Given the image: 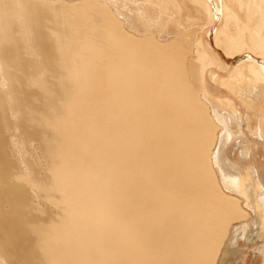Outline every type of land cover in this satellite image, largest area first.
Returning a JSON list of instances; mask_svg holds the SVG:
<instances>
[{
    "label": "bare ground",
    "instance_id": "1",
    "mask_svg": "<svg viewBox=\"0 0 264 264\" xmlns=\"http://www.w3.org/2000/svg\"><path fill=\"white\" fill-rule=\"evenodd\" d=\"M152 2L0 0V264H264V0Z\"/></svg>",
    "mask_w": 264,
    "mask_h": 264
},
{
    "label": "rangeland",
    "instance_id": "2",
    "mask_svg": "<svg viewBox=\"0 0 264 264\" xmlns=\"http://www.w3.org/2000/svg\"><path fill=\"white\" fill-rule=\"evenodd\" d=\"M138 2H140V0H137ZM153 2H152V4H154L157 0H152ZM155 1V2H154ZM155 4H157V3H155ZM126 5H127V3H126ZM118 7H120L119 5H118ZM153 7L155 8L156 6L155 5H151V7H149V6H147V9H150V10H152V11H150V10H147L148 12H150V16H152V13L154 14V12H155V10H156V8H155V10L153 9ZM125 9H123L122 7H120L119 9H121L120 11H122V9H123V14L125 13L126 14V18H127V13L129 14V15H132V17H133V13L132 12H129V11H126L127 10V7H124ZM125 10V11H124ZM122 14V15H123ZM149 14V13H148ZM147 14V15H148ZM122 18V17H121ZM123 19V18H122ZM133 20V21H132ZM132 20H131V22H135L134 24L135 25H137L138 27H139V29H143V27H144V24H145V28H144V30H147L148 29V27H149V25H148V22H147V20L143 23V22H139V21H137L136 20V18H132ZM125 21V24L127 25V20H124ZM140 24H142V25H140ZM147 24V25H146ZM198 24H199V26H198ZM197 24V26L198 27H196V28H191L190 29V31L192 32V35H193V37L194 36H197V38H200L201 36L202 37H204L205 36V31L203 30V28L201 29L200 27H201V24H203V22L201 23H198ZM142 27V28H140V26ZM40 27V26H39ZM155 27V25L154 26H152V28L150 27L149 28V30H153V28ZM171 27V26H170ZM169 24H168V26L167 27H165V29L166 30H168L169 31ZM207 27V25H205V28ZM182 27H180V29H181ZM198 28H200V29H198ZM125 29H127V26H125ZM156 29H158L159 30V28H156L155 27V31L157 32L158 30H156ZM179 30V29H178ZM177 30V31H178ZM165 30H161V31H159V33L160 34H158L157 35V33H155V37L156 38H158L159 40H164V38L165 39H169V38H171V36H167V33H166V31L164 32ZM172 31V30H171ZM176 31V29H174V31H173V33ZM176 33H178V32H176ZM166 34V35H165ZM163 35H165V36H163ZM158 36V37H157ZM161 37V38H160ZM182 37L184 38V39H186V37L183 35V33H182ZM163 38V39H162ZM210 47H215L219 52H220V54L223 56V57H225V59L227 60L226 61V64H230V61H231V59H230V56H227L225 53H224V51L222 50V49H220V48H218V47H216V45L214 44V40H212V45L210 46ZM6 74H7V72H5ZM25 73V75H27V76H31V75H33V73L31 72V71H29V70H27V71H25L24 72ZM223 73H225V71L223 72ZM1 75H2V73H1V71H0V81H1ZM8 75V74H7ZM44 82H47V83H45L44 84V87H48V88H53V82L54 81H52L51 79H48V80H46V81H44ZM9 86V88H10V91H9V88L7 87V85L6 84H4V82H2L1 83V86L5 89V91H6V93H8V94H10L11 96H14V95H16V90H17V86H18V83L17 82H15V81H13V82H11V81H9V84H8ZM24 91H26L28 94H29V101H30V103H31V106H32V110L33 111H38V112H40V111H43L48 105H49V103H48V101H46V98L44 97V95L38 90V89H36V87H33V86H31L28 82H25V83H23L21 86H20ZM9 95V96H10ZM5 97H6V101L9 103V104H12L13 103V101H12V99H11V97H8V95L6 94L5 95ZM223 102H220V103H218V104H220V105H218L219 106V110H220V112L221 113H225L227 110V108H228V106H227V108H225V110H224V105H225V103H223ZM37 106V107H36ZM222 106V108H220ZM226 107V106H225ZM11 109H13L15 112L16 111H18V110H16L15 108H11ZM222 110V111H221ZM227 113H228V111L225 113L226 115H227ZM9 114H10V116H11V118L14 120V121H16V117H14V114L12 113V112H10V110H9ZM260 114V113H259ZM253 115H255V112L253 111V112H250L249 113V121H251V123L253 122H255V116H253ZM251 119V120H250ZM247 122V121H246ZM252 123V124H253ZM23 128H24V130H26V127L23 125ZM244 129H246V127H244ZM245 132H246V134L245 135H240V136H238L239 134H236L235 135V137L233 136L232 138H233V140H230L229 142H227V144H226V146L224 147L225 148V154H226V156L229 158V160L230 161H235V162H240L239 164L240 165H245V164H247L245 161L243 162V160H241V158H242V152H243V147L244 146H246V145H249L248 143H252V144H254V139H253V135L250 133V131H248L247 129L246 130H244ZM16 132H18V130H16ZM241 136H243V137H241ZM237 137V138H236ZM248 137V138H247ZM240 138V139H239ZM241 139H242V142H241ZM245 141H244V140ZM234 141V142H233ZM232 142H233V144H232ZM241 144H240V143ZM237 144H239L238 146H237ZM230 145V146H229ZM233 145V146H232ZM241 145V146H240ZM19 149V148H18ZM257 149V145H255V147H254V150H256ZM22 151V150H24L23 148L21 149H19V151ZM231 152H230V151ZM19 151H17V153L19 152ZM19 152V153H22V152ZM229 151V152H228ZM19 153H18V156L20 157V155H19ZM260 153V154H259ZM229 154V155H228ZM231 158V159H230ZM235 158V159H234ZM240 158V159H239ZM242 161V162H241ZM254 161H256V163H258L259 165H261V163L262 164H264V149L262 148V149H258L256 152H255V155H254ZM242 163V164H241ZM242 167V166H241ZM24 174L25 175H28V171L26 172V171H24ZM247 182H248V180H246ZM246 181H245V184H246ZM244 184V186H246ZM248 184V183H247ZM224 192H225V190H223ZM249 195L248 196H250V198L252 197V199H254L255 197H256V199H258V196H257V191H251V193H249V192H247ZM256 194V195H255ZM233 196H235V197H237L238 199H240V201H244V197H242V196H240V195H238V194H232ZM253 195L255 196L254 198H253ZM241 197H242V199H241ZM255 203L257 202V200H253ZM252 217H254V215H252ZM255 217H256V215H255ZM233 250V249H232ZM228 251H229V256L230 257H228V255H226L225 257H223L222 258V261H220L219 262V264H246L245 263V260L242 258V257H240V255H238V256H235V257H233L232 255H230V250L228 249ZM245 254H247V252H245ZM232 257V258H231ZM247 264H261L260 263V261L257 259V260H255V259H253V258H248V262H247Z\"/></svg>",
    "mask_w": 264,
    "mask_h": 264
}]
</instances>
